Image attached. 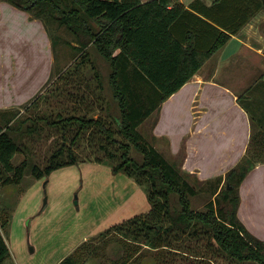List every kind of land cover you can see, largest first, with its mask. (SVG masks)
Segmentation results:
<instances>
[{
    "label": "trees",
    "instance_id": "obj_1",
    "mask_svg": "<svg viewBox=\"0 0 264 264\" xmlns=\"http://www.w3.org/2000/svg\"><path fill=\"white\" fill-rule=\"evenodd\" d=\"M8 1L43 18L47 24L54 19L73 32L78 39L74 47L79 49L81 57H77L80 59L75 62L76 66L89 62L96 88L104 91L109 87L111 94L107 95L106 107L112 118L77 114L81 106L74 107L73 113L47 109L36 113L27 111L36 107L33 105L37 99L25 112L19 108L0 110V189L20 184L26 175L27 152L19 164L13 162L16 153L28 150L25 138L41 134L46 126L57 127L64 141L51 152L44 167L34 162L30 171L34 179L43 178L62 166L96 161L108 163L114 172H123L140 185L148 186L146 191L151 203L148 212L112 224L93 236L92 241L114 233L135 236V241L156 249V254L165 262L166 255L160 251L175 247V251L180 252L174 243L180 242L187 233L193 238L205 237L214 252L226 254L240 264H264V239L252 233L238 216L240 186L256 164L254 155L248 152L225 177L217 176L204 182L196 177V182H192L193 174L181 167L185 150L178 154L180 161L176 160V164L139 128L227 42L231 32L236 33L256 11L264 8V0H256V5L244 12L245 16L236 26L226 24L217 14V8L225 5L226 0H214L212 5L194 0L189 6L179 0ZM251 2L253 4L254 0ZM206 29L213 34V40L207 48H202L198 37ZM53 42L57 44V36H53ZM90 47L109 62L107 75L92 61ZM92 84L88 80L86 85H79L89 90ZM81 97L84 101L86 96ZM47 99L49 102V97ZM72 129L73 137L68 145L66 140ZM86 130L97 139L95 144L101 151L94 157L83 156L74 147ZM203 192L210 196L204 208H195L193 197ZM12 216L13 211L8 207L0 211V264H6L12 257L3 232ZM142 233L145 241L139 240ZM92 241H84L60 264H78L81 250L94 251ZM140 249V246H132L131 252L123 257L133 262L134 254L139 255ZM183 253L185 257H201L199 264H213L208 253L195 254L187 250ZM177 264L195 263L184 258Z\"/></svg>",
    "mask_w": 264,
    "mask_h": 264
},
{
    "label": "crops",
    "instance_id": "obj_2",
    "mask_svg": "<svg viewBox=\"0 0 264 264\" xmlns=\"http://www.w3.org/2000/svg\"><path fill=\"white\" fill-rule=\"evenodd\" d=\"M179 1L189 6L194 0ZM203 1L207 5L214 3V0ZM256 2L226 0L225 5L217 8V14L226 24L236 26L245 16L244 12L252 9ZM10 24H18L19 35L26 40L21 50L12 49L6 37ZM212 40L213 34L208 29L198 37L202 48H207ZM56 45L43 18L8 0H0V110L19 108L25 112L28 107L24 110V104L30 107L42 94L56 71ZM43 48L51 51L48 60ZM42 55L47 60L46 68ZM151 115L156 116L151 121L153 128L150 126L151 142L170 156H177L184 149L182 169L196 174L203 182L225 177L248 152L254 155L256 164L240 186L238 216L252 233L264 239V8L256 11L236 33L231 32L227 42L208 57L193 77L147 118ZM109 167L112 171V166ZM112 173L118 180L115 222L148 212L151 203L142 185L123 172ZM139 193L142 203L137 201ZM17 213H13L14 222L19 216ZM108 227L91 228L84 234L65 229L64 236L57 237V244L49 248L55 252L54 261L49 264H60L84 241H92L94 235ZM15 261L12 256L6 264H16Z\"/></svg>",
    "mask_w": 264,
    "mask_h": 264
},
{
    "label": "rangeland",
    "instance_id": "obj_3",
    "mask_svg": "<svg viewBox=\"0 0 264 264\" xmlns=\"http://www.w3.org/2000/svg\"><path fill=\"white\" fill-rule=\"evenodd\" d=\"M48 27L52 36H57L56 60L54 62L56 71L54 70L55 72L52 73L48 83L44 86L42 94L36 98L37 100L35 99L33 106L36 107H30L27 111L37 112L47 109V111L64 110L66 113H73L74 107L81 106L82 109L78 108L77 114H85L87 117L112 118L106 107L108 96L111 94L109 87L104 91L96 88V82L92 78L94 70L89 62L81 67L76 66L75 62L81 58L79 49L74 47V44L78 43L76 36L65 25L54 19L49 22ZM20 31L18 24H10V28L7 29L6 37L9 40H6L10 41L12 49L18 47L21 50L26 46V40H23L19 35ZM88 51L92 61L104 75H107L110 71L109 62L93 47H90ZM43 52L48 60L51 51L43 48ZM45 56L42 55L44 58L43 66L46 68ZM78 56L80 58L77 59ZM70 70H72V75L69 74ZM88 80L93 83L89 90L80 87L79 84L84 83L86 85ZM54 87L56 89H53ZM101 93L103 94L102 98H100ZM83 95L86 96L84 101L81 97ZM47 97H49V102H47ZM26 107L28 106L24 104V110ZM152 118H156V116L151 115L146 118L139 127L150 141H153V133L150 129ZM73 132L74 129L69 133L66 140L68 145L71 144ZM63 141L62 132L57 127L51 126H46L41 134L27 136L25 143L28 150L16 153L13 158V162L19 164L26 157L25 152H27L28 167L23 181L20 184L2 186L0 189V211L3 207H8L9 211H13V213L17 211V215L19 214L15 218V222L14 216H12L9 225L3 228V232L8 236V243L16 264H49L54 261L55 252L52 253L49 248L51 249L57 244L56 238L63 237L64 230L67 228L72 229L76 234H84L91 231V228L98 227L101 229L103 225L110 226L111 222L116 223L113 214L117 206L118 180L115 179L113 170L111 171L109 167L110 164L79 162L74 165L62 166L38 180L34 179L30 173L34 162L44 167L51 152ZM95 141L97 139L94 140L90 136V131L86 130L79 141L74 144V147L77 148L79 154L94 157V155L101 153L97 149L98 146ZM166 155L176 164L180 161L177 158L180 155L175 156V158L168 153ZM123 176L127 177L124 174ZM196 177V174H193L190 177L191 181L196 182ZM142 187L147 194L148 186L143 185ZM209 196L208 192L194 196L193 206L198 209L204 208ZM175 197L176 202L177 196ZM55 201L57 204H53ZM137 201L143 202L141 193L137 196ZM20 203L21 205H19ZM125 211L124 209L123 212ZM44 212L47 213L44 214ZM140 212L141 210L136 213ZM144 235L142 233L139 240L145 241L142 237ZM134 237H125L122 234L114 233L96 238L91 243L94 245V251L81 250L82 260L79 263L125 264L129 261L126 264H177L180 260L187 258L188 261L199 264L201 259L198 258L201 257L195 256L197 259L193 255L185 257L183 252L187 250L195 254L208 253L213 264H240L226 254L214 252V248L212 250L206 238L202 236L193 238L187 233L183 235L180 242L174 243V246L181 249L180 252H176L175 247L172 249L165 248V251L159 250L166 255L165 262L159 254H156L158 252L156 249L151 248L146 243L140 244L134 240ZM132 246H140L141 248V253L134 255L136 259H133V262L129 258H124L126 253L131 252ZM118 259L119 261H117Z\"/></svg>",
    "mask_w": 264,
    "mask_h": 264
},
{
    "label": "water",
    "instance_id": "obj_4",
    "mask_svg": "<svg viewBox=\"0 0 264 264\" xmlns=\"http://www.w3.org/2000/svg\"><path fill=\"white\" fill-rule=\"evenodd\" d=\"M230 186V185H229ZM231 187V186H230ZM159 228H161V224L158 225Z\"/></svg>",
    "mask_w": 264,
    "mask_h": 264
}]
</instances>
